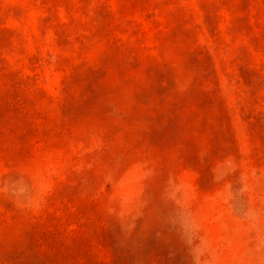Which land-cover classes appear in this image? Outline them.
Masks as SVG:
<instances>
[{"label":"rangeland","instance_id":"1","mask_svg":"<svg viewBox=\"0 0 264 264\" xmlns=\"http://www.w3.org/2000/svg\"><path fill=\"white\" fill-rule=\"evenodd\" d=\"M0 264H264V0H0Z\"/></svg>","mask_w":264,"mask_h":264}]
</instances>
